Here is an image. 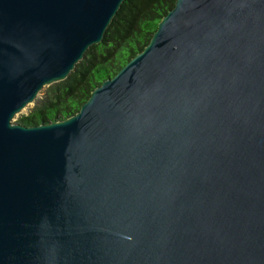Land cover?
Here are the masks:
<instances>
[{
    "label": "water",
    "instance_id": "water-1",
    "mask_svg": "<svg viewBox=\"0 0 264 264\" xmlns=\"http://www.w3.org/2000/svg\"><path fill=\"white\" fill-rule=\"evenodd\" d=\"M124 0H0V264H264V0H176L74 115L14 119Z\"/></svg>",
    "mask_w": 264,
    "mask_h": 264
},
{
    "label": "trees",
    "instance_id": "trees-1",
    "mask_svg": "<svg viewBox=\"0 0 264 264\" xmlns=\"http://www.w3.org/2000/svg\"><path fill=\"white\" fill-rule=\"evenodd\" d=\"M176 0H124L105 38L85 53L67 79L53 83L35 109L23 116L25 126L68 118L79 111L92 91L143 51Z\"/></svg>",
    "mask_w": 264,
    "mask_h": 264
},
{
    "label": "rangeland",
    "instance_id": "rangeland-1",
    "mask_svg": "<svg viewBox=\"0 0 264 264\" xmlns=\"http://www.w3.org/2000/svg\"><path fill=\"white\" fill-rule=\"evenodd\" d=\"M49 87H50V85H49V86H46V87L42 90L41 94L37 96L36 100H35L33 103H31L26 109H23L20 113H18V114L16 115L14 121H15V122H20V119H21L23 116H24V117H25V116H28V115L33 111V109L36 108V106L38 105V103H40V102L44 99L45 95L47 94V90H48Z\"/></svg>",
    "mask_w": 264,
    "mask_h": 264
}]
</instances>
